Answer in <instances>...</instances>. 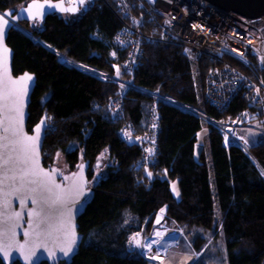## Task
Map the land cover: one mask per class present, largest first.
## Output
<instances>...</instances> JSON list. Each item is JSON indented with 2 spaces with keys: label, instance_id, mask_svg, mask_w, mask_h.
Listing matches in <instances>:
<instances>
[{
  "label": "trees",
  "instance_id": "16d2710c",
  "mask_svg": "<svg viewBox=\"0 0 264 264\" xmlns=\"http://www.w3.org/2000/svg\"><path fill=\"white\" fill-rule=\"evenodd\" d=\"M84 1L74 15L54 13L42 22H20L8 39L15 75L29 72L37 80L28 130L48 115L44 165L52 164L60 151L72 170L81 159L90 161L88 176L95 191L79 219L84 240L71 264H152L142 251L131 247L130 237L138 232L149 235L164 208H168L167 222L195 230L197 251H203L209 236H222L228 264H261L264 138L250 145L248 155L237 146L226 148L220 132L210 124L211 159L207 149L198 154L196 149L203 118L193 111L214 119L235 116L246 107L245 99L238 97L226 111H219L204 94L207 71L216 61L208 57L194 63L177 45H145L142 65L134 74L136 87L125 94L124 120L143 132L155 101L151 93L158 92L168 101L158 103L159 163L135 169L140 147L121 140L118 130L123 122L107 109L111 97L124 87L78 67L118 77L117 66L122 68L126 54L117 51L113 40L122 22L109 4L112 0ZM28 2L0 0V13ZM113 51L118 54L115 58ZM104 153L109 166L103 176H95L93 164ZM172 180H177L180 197L172 191ZM192 264L211 262L202 256Z\"/></svg>",
  "mask_w": 264,
  "mask_h": 264
},
{
  "label": "built area",
  "instance_id": "2783aa9c",
  "mask_svg": "<svg viewBox=\"0 0 264 264\" xmlns=\"http://www.w3.org/2000/svg\"><path fill=\"white\" fill-rule=\"evenodd\" d=\"M62 1L67 5L76 2ZM109 4L122 22L113 43L117 51L126 54L121 69L128 78L109 77L89 66L78 67L124 87L121 93L111 97L107 109L115 120L123 122L118 130L121 140L135 142L140 147L141 156L135 162V169L156 167L160 156L162 118L158 103L167 99L158 92L151 93L155 101L143 132L124 120L126 91L136 87L134 74L142 65L145 45L152 43L177 45L194 63L208 57L217 62L205 77L206 102L226 111L241 97L246 107L235 116L221 119L199 115L220 132L226 148L237 146L250 155L242 131L254 121L264 126V16L248 19L208 0H112ZM113 52L117 57L116 51ZM165 216L159 214L160 222L166 220ZM163 247L159 246L162 250Z\"/></svg>",
  "mask_w": 264,
  "mask_h": 264
},
{
  "label": "water",
  "instance_id": "95a60500",
  "mask_svg": "<svg viewBox=\"0 0 264 264\" xmlns=\"http://www.w3.org/2000/svg\"><path fill=\"white\" fill-rule=\"evenodd\" d=\"M213 5L221 7L225 11H232L236 14H240L248 19H258L264 16V0H208ZM83 3L85 1L83 0ZM81 0H76L72 5H67L64 1H50V0H30L28 4L20 7L18 10H12L8 13L11 15H6L4 13L5 19L8 20V25L4 30L3 41L0 42V62L6 61L7 68L10 71L11 78L13 80H20L25 74L32 76V80L27 82L26 94H24L20 100L22 104V120L20 121L19 127L23 134L27 136H35L37 127L40 128L39 141H38V164L39 168L44 172L52 174V178L56 185H59L61 189L65 190L67 194L66 203L63 205H56L49 208L47 205H43L45 211L50 217L48 224L51 225H41L42 235L37 237L36 233L33 231L29 225L34 223V219L27 215L28 212L37 209L41 205L33 204L31 199L25 201L21 204L20 199L13 195L9 197L10 207L7 209L6 214L11 215L13 212L21 213L18 226L15 228L16 235L14 237V243H12V248L9 250V255L7 257L0 254V260L3 264H41L46 262L48 264H71L74 257L78 254L80 247L83 244L84 234L79 231V219L83 216L86 208L92 201L93 193L95 187L90 184V179L88 173L90 171L91 165L90 161H84L81 166L76 170L70 172L69 175H64L55 166L44 165L43 150L44 143L47 137L49 123L48 115L45 116L35 125L32 131L28 130V120H29V108L32 104V96L34 94V89L37 84L36 76L30 74L29 72L22 73V75H15L13 70L14 62V50L9 47L8 39L10 31L17 27L20 22H34V21H45L47 17L54 13L63 14H77L83 5ZM34 4L43 5V8H35ZM61 5V7H49V5ZM42 13V15H41ZM35 16V19H33ZM7 49V51H5ZM10 87L16 89L17 95L19 96L21 85H10ZM175 104V103H174ZM178 105V104H176ZM199 116V113L193 111ZM14 115V113H13ZM23 157V153L17 150L13 153L14 166L16 169L21 168H31L32 164L29 162L25 164L16 160V157ZM13 165L10 164L9 167ZM12 173L9 172V175ZM39 179V177H29V179ZM9 184L11 181L8 182ZM18 183V182H17ZM27 187H37V185H28ZM55 190V189H54ZM47 195V193H45ZM0 211H4L2 207V197H0ZM168 208H164L161 214H167ZM2 219V218H0ZM13 224H17L15 220H9L7 224L3 225L4 229H10ZM29 233L25 235V233ZM75 233L77 237L75 244L73 245L72 251L65 256L61 251V246H64L69 239H71V234ZM7 242H12L13 237L11 231L8 232V237L5 238ZM164 242L161 244L164 247L168 246V243L176 236H168L165 238ZM19 245H24L23 250L19 249ZM34 249L32 254L28 256L29 250ZM26 256L28 257L26 259Z\"/></svg>",
  "mask_w": 264,
  "mask_h": 264
},
{
  "label": "snow or ice",
  "instance_id": "6c2138e0",
  "mask_svg": "<svg viewBox=\"0 0 264 264\" xmlns=\"http://www.w3.org/2000/svg\"><path fill=\"white\" fill-rule=\"evenodd\" d=\"M81 3H83V0H81ZM33 7L43 8V5L34 4ZM49 7H61V5L50 4ZM6 15L10 16L11 13H7ZM33 19H35V16H33ZM7 25L8 20L5 19V15L0 14V42L3 41L4 30ZM30 80H32V76L28 74H25L20 80H13L7 68L6 61L0 62V197H2V207L4 210L0 211V218H2L0 219V254L5 257L9 255V250L12 248V243H14V237L16 235L15 228L18 226L22 215L19 212H13L11 215L6 214L7 209L10 207L9 197L16 195L20 199L21 204L31 199L33 204L41 205L37 209L27 213V215L34 219V223L29 225V227L33 229L38 238L43 234L41 225L51 227L48 224L50 217L43 205L51 208L56 205L65 204L67 199L65 190L55 184L52 174L44 172L39 168L37 153L40 128L37 127L35 130V136H27L23 134L19 127L20 121L22 120V104L20 98L26 94V85ZM10 85H21L19 96L17 95L16 89L10 87ZM18 149L23 153V157L17 156L16 160L20 161L22 159V162L25 164L31 162V168H15L13 153H16ZM151 151L149 149V152ZM10 164L13 166L9 167ZM9 172L12 174L9 175ZM29 177H39V179H29ZM9 181H11L10 184L8 183ZM28 185H37V187H27ZM9 220H15L17 224H13L10 229H4L3 225L7 224ZM9 231L12 233V242H7L5 239L8 237ZM28 234L27 232L25 233V235ZM76 239L77 237L73 232L71 239L64 246H61L60 251L65 256L72 251ZM133 240L139 246L137 238L133 237ZM23 248L24 245H19L20 250H23ZM33 251L34 249H30L28 256ZM152 258L158 259L155 256Z\"/></svg>",
  "mask_w": 264,
  "mask_h": 264
},
{
  "label": "rangeland",
  "instance_id": "374dc122",
  "mask_svg": "<svg viewBox=\"0 0 264 264\" xmlns=\"http://www.w3.org/2000/svg\"><path fill=\"white\" fill-rule=\"evenodd\" d=\"M26 5V4H24ZM23 5V6H24ZM22 7V6H21ZM20 28L19 26H17ZM112 58H115L116 55L111 53ZM117 76L119 78L123 77L122 75V69L118 67ZM196 81H198V76L196 75ZM202 129L200 130L197 138L198 143L196 146L197 154L201 152L202 148L207 149L209 159H211V153L209 149V132L211 130L210 124L203 119L202 122ZM261 132H264V126L260 124L258 121H254L253 123H250L243 131L242 135L245 137L247 143L249 146L250 151V145L255 144L260 138H264V135H261ZM211 161V160H210ZM84 162L83 159L80 160L79 164H77V168L72 170L68 164V161L66 159V155L63 152H58L54 162L52 164H49L48 166H55L62 173L70 174L72 171H76L80 166L81 163ZM110 159L108 158L107 154H102V157H99L95 162L93 166L94 175L95 176H103L105 174V171H107V167L109 166ZM46 166V167H48ZM170 183H172V191L177 196L180 197L179 192V186L177 183V180H172ZM216 203V212L219 213V203L217 200ZM165 215V214H164ZM159 223L155 224V229L152 230V232L146 236L143 232H138L136 234H133L130 237V245L131 247L138 249V251H142L143 254L146 256V258L154 264H192L194 261L199 260L202 256L211 262V264H228V249L226 247V241L224 237H214L209 236V240L206 243L203 251H197L194 248L195 245V239H194V233L195 230L192 232L190 229L186 227H179L177 224L172 222H167V220L160 222V219H158ZM163 232L165 233L166 237L168 236H176V239H173L171 242L168 243L167 247H163V252L161 255L160 260H153L151 257L148 256V250H147V242L150 240L149 238L154 237L157 232ZM133 237H136L139 241V246L137 243L133 240ZM160 246H163L162 244ZM150 255V254H149Z\"/></svg>",
  "mask_w": 264,
  "mask_h": 264
},
{
  "label": "bare ground",
  "instance_id": "6f19581e",
  "mask_svg": "<svg viewBox=\"0 0 264 264\" xmlns=\"http://www.w3.org/2000/svg\"><path fill=\"white\" fill-rule=\"evenodd\" d=\"M161 213H162V210L159 212V214ZM159 214L157 215L155 224L158 221ZM165 238H166V235L162 231L157 232V234L154 237L149 238L150 240H148L147 245H146L149 258L150 257L152 258L155 256V257H158V259L152 258L153 260H156V261L160 260L163 251L159 248V246L161 245V242H164L166 240Z\"/></svg>",
  "mask_w": 264,
  "mask_h": 264
},
{
  "label": "flooded vegetation",
  "instance_id": "af4514ba",
  "mask_svg": "<svg viewBox=\"0 0 264 264\" xmlns=\"http://www.w3.org/2000/svg\"><path fill=\"white\" fill-rule=\"evenodd\" d=\"M62 174H64V175H69V174H65V173H62Z\"/></svg>",
  "mask_w": 264,
  "mask_h": 264
}]
</instances>
